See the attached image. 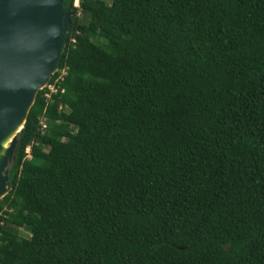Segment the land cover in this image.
<instances>
[{"label":"trees","instance_id":"obj_1","mask_svg":"<svg viewBox=\"0 0 264 264\" xmlns=\"http://www.w3.org/2000/svg\"><path fill=\"white\" fill-rule=\"evenodd\" d=\"M73 2L0 264H264V0Z\"/></svg>","mask_w":264,"mask_h":264},{"label":"water","instance_id":"obj_2","mask_svg":"<svg viewBox=\"0 0 264 264\" xmlns=\"http://www.w3.org/2000/svg\"><path fill=\"white\" fill-rule=\"evenodd\" d=\"M63 0H0V141L19 122L0 161V198L12 188L9 165L39 90L58 70L69 12Z\"/></svg>","mask_w":264,"mask_h":264},{"label":"bare ground","instance_id":"obj_3","mask_svg":"<svg viewBox=\"0 0 264 264\" xmlns=\"http://www.w3.org/2000/svg\"><path fill=\"white\" fill-rule=\"evenodd\" d=\"M21 122H19L14 128H12L6 135H4L0 141V161L6 155V149L14 136L15 132L20 128Z\"/></svg>","mask_w":264,"mask_h":264},{"label":"built area","instance_id":"obj_4","mask_svg":"<svg viewBox=\"0 0 264 264\" xmlns=\"http://www.w3.org/2000/svg\"><path fill=\"white\" fill-rule=\"evenodd\" d=\"M74 5L78 7L79 6V0H75ZM46 87H48L50 89V91H52V92L55 91V87L53 84L47 83ZM26 152H29V150L27 149Z\"/></svg>","mask_w":264,"mask_h":264},{"label":"rangeland","instance_id":"obj_5","mask_svg":"<svg viewBox=\"0 0 264 264\" xmlns=\"http://www.w3.org/2000/svg\"><path fill=\"white\" fill-rule=\"evenodd\" d=\"M28 150H29V149H28ZM22 232H23L24 235H26L27 237H28V236H31V235L29 234V232H27V231L22 230Z\"/></svg>","mask_w":264,"mask_h":264},{"label":"clouds","instance_id":"obj_6","mask_svg":"<svg viewBox=\"0 0 264 264\" xmlns=\"http://www.w3.org/2000/svg\"><path fill=\"white\" fill-rule=\"evenodd\" d=\"M74 2H75V0H74ZM74 2H73V5H74ZM74 6H75V5H74ZM76 7H77V6H76ZM27 149H29V148H26V150H27Z\"/></svg>","mask_w":264,"mask_h":264}]
</instances>
